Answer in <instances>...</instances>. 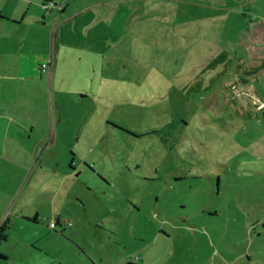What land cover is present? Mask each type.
<instances>
[{
	"label": "rangeland",
	"instance_id": "1",
	"mask_svg": "<svg viewBox=\"0 0 264 264\" xmlns=\"http://www.w3.org/2000/svg\"><path fill=\"white\" fill-rule=\"evenodd\" d=\"M15 1L39 113L0 123V264H264V0Z\"/></svg>",
	"mask_w": 264,
	"mask_h": 264
},
{
	"label": "crops",
	"instance_id": "2",
	"mask_svg": "<svg viewBox=\"0 0 264 264\" xmlns=\"http://www.w3.org/2000/svg\"><path fill=\"white\" fill-rule=\"evenodd\" d=\"M19 1H21L23 5L28 0H19ZM42 1H43L42 2L43 5L47 2V0H42ZM50 1H53V0H50ZM122 1L123 2L125 1V3H127L126 2L127 0H122ZM101 3H105V0H102ZM107 3H110V2H107ZM91 9L92 8L90 9L88 8L87 10L90 11ZM110 10L112 12L114 11L113 9H110ZM120 10L115 11V17H114V19L116 20L115 24L119 27L120 26L127 27L129 15H130V9H127L128 14L125 19L122 14V9ZM136 14L138 15L139 13H136ZM256 15H259V17H261V22H262V25L264 26V17L262 16L263 14L257 13ZM44 17L46 18L45 14H44ZM25 18H26V15L22 16V18H19V16H17V2L14 4L12 0H0V123L2 120L5 121L6 122L5 130L7 132H10V130H12L13 133H22V129H21L22 123L20 120H16V117L18 115H24V106L28 109L29 117L34 116L35 115L34 113L36 111L39 113L38 109H35L36 108L35 103H37L38 99L33 98L32 103H30L28 107V103H26L27 99L24 97L27 92L24 93L23 99H18V97H15L13 99L11 98V95H12L11 93H13L12 91L13 84L14 86H17V81L19 79H32L36 77L35 75H32L35 73V71L32 68V63L28 62L25 59L24 55L21 57L20 60L11 59L12 55L13 54L15 55V53H17L19 47L21 51L24 49L21 43L25 45L27 41L26 39L27 36L30 35V31H33L32 30L33 25L25 22ZM108 18H110V15H108ZM217 22L220 23L218 30L222 31V34L224 35H226L227 30H229L227 28V25L229 24L233 26L234 35H237V33L238 35H241L242 31L245 29L244 26H242V18L240 17V15L238 16L237 15H233V16L232 15H222L219 18H217ZM246 30L249 32L250 35L254 33L252 27L250 26ZM261 33L262 32L259 29L255 31L256 36L261 35ZM262 43L263 41L260 38H258L255 45H261ZM43 44H44L43 46L44 51L46 50L45 51L46 55L47 53H49L52 47H54L55 49V45L53 41H51V43L49 41L44 42ZM46 44H47V48H46ZM224 50L225 48L223 50H220V54ZM47 58L48 57L46 56V59ZM249 58H252L250 60L251 62L250 67L257 69L256 74L259 70L263 71L264 55L262 57H249ZM44 61L45 60H43L42 64L45 63ZM240 62L243 66L244 63L242 59H240ZM54 67H55V60H54V63L51 69L47 72H43L42 66H41V69L39 66V69H38L40 72L39 74L41 75V73L45 74L48 72L49 74H52ZM29 68L32 69L30 72L25 71L26 69H29ZM42 115L44 116V113H42ZM13 121L16 122V124L12 125ZM28 123L30 124V133L35 132L36 131L35 127L37 126L36 123L30 122L29 118H28ZM25 136L29 140L33 138L32 135H27V133L25 134ZM21 215L23 214L21 213ZM25 217L30 218L32 216H25ZM30 219H33L32 221L38 224L39 223V213L38 212L34 213V218H30ZM56 222L58 223L57 225H59V221L57 220ZM1 233H2V230L0 228V242L2 240L7 239L6 235H3Z\"/></svg>",
	"mask_w": 264,
	"mask_h": 264
},
{
	"label": "built area",
	"instance_id": "3",
	"mask_svg": "<svg viewBox=\"0 0 264 264\" xmlns=\"http://www.w3.org/2000/svg\"><path fill=\"white\" fill-rule=\"evenodd\" d=\"M47 3L48 4L45 3L43 5L45 11H47V9H50L52 6H57V4H54L52 1H49ZM60 9H61V7H60ZM46 14H47V12H46ZM54 55H55V49H54V47H52L50 49V53H49V56L47 58L48 60L45 63L42 64V71L43 72H47V71H49L51 69V67H52V65L54 63V60H55V56ZM57 224H58L57 222L56 223L55 222H51L50 223V227L52 229H55Z\"/></svg>",
	"mask_w": 264,
	"mask_h": 264
},
{
	"label": "trees",
	"instance_id": "4",
	"mask_svg": "<svg viewBox=\"0 0 264 264\" xmlns=\"http://www.w3.org/2000/svg\"><path fill=\"white\" fill-rule=\"evenodd\" d=\"M4 227H5V226H4V225H2V226H1V230H4Z\"/></svg>",
	"mask_w": 264,
	"mask_h": 264
}]
</instances>
